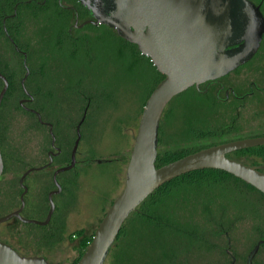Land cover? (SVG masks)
<instances>
[{"label": "rangeland", "instance_id": "1", "mask_svg": "<svg viewBox=\"0 0 264 264\" xmlns=\"http://www.w3.org/2000/svg\"><path fill=\"white\" fill-rule=\"evenodd\" d=\"M62 2L65 3L64 0ZM262 10L264 13V2ZM24 18L22 38L33 50L27 64L34 65L35 68L42 67V74L29 82L28 89L31 92L37 90L39 97L44 94L38 102L41 100L47 103L50 108V120L58 119L57 145H66V141L72 139L75 134V122L81 114L77 112L73 97L65 89L64 80L68 74L73 71L82 75L89 74L90 83L94 75L101 81L102 86L113 90L112 99L105 100L102 108L94 111L89 124L82 127L75 166L57 174L61 188L59 192L51 193L54 202L51 220L55 226L57 223L64 224V239L47 246L44 244L41 224L26 222L15 216L0 222V240L9 243L21 254L41 255L49 264H72L80 254L82 238L91 235L110 201L124 185L125 168L140 117L139 103L148 81L144 75L125 71L124 66L118 65L117 56L113 53L116 51L114 44H108L106 41V44L99 45L97 55L92 54L93 59L87 65V60L81 56L78 60L71 59L66 50L57 53L53 49L52 31L59 23L53 16L45 14L39 19H33L26 12ZM84 18L86 17L75 21L72 17L69 23L72 36H94L95 33L108 28L104 24H96L97 30L92 32L86 27L87 23L79 25ZM10 58L17 62V56L10 54ZM223 79L226 84L235 85L238 93L248 90L251 81H255L258 86H264V38L254 56L225 74ZM66 81L67 79L65 83ZM86 81L88 82L87 79ZM46 90L51 91L49 96L44 93ZM244 98L243 101H225L228 105L220 104L217 108L220 112L218 118L213 119L216 123L223 122L220 124H229L234 119L235 125L240 127L239 132L216 133L179 143H168V135L174 127L172 124L180 120L178 116L182 115V111L188 112L187 109L180 108L176 111L177 115L172 114L169 118L165 131L167 137L164 133L161 135L162 141L158 151L168 147L188 148L212 141L221 142L264 133V92L255 90ZM181 100L182 98H179V102ZM232 101L236 102V107L231 108ZM202 107L203 105H198L197 110L199 109L200 113ZM1 114L3 116L0 125L5 136L1 150L6 170L0 175V216L20 205L19 194L22 187L19 177L27 167L40 165L47 160V150L51 143L48 127L43 124L31 126L25 112L14 107L13 99H9ZM120 118H123L124 123L121 132L113 122ZM71 145L72 143L68 145L69 148ZM63 164L65 163L55 161L45 168L29 172L24 179L27 191L23 197L22 216L45 218L50 207L49 193L56 188L52 172ZM80 229L82 233L77 234L76 230ZM226 241L224 252L205 253L193 259L190 264H227L231 260L230 254L238 260L246 257L250 248V237L245 229L229 231ZM262 255L264 256V252ZM110 263L111 258L108 257L103 264Z\"/></svg>", "mask_w": 264, "mask_h": 264}, {"label": "trees", "instance_id": "2", "mask_svg": "<svg viewBox=\"0 0 264 264\" xmlns=\"http://www.w3.org/2000/svg\"><path fill=\"white\" fill-rule=\"evenodd\" d=\"M64 1L65 3L59 2V0H0V72L8 80V88L0 105V122L3 116L2 108L9 99H13L14 107L25 112L31 126L41 125L35 112L26 110L20 104V98L25 95L20 81L25 71L22 63L23 54L15 49L9 37L10 35L16 41L20 49L26 51V59H29L33 50L29 43L22 38L25 24L24 13L26 12L33 19H39L45 14L53 16L59 22L52 31L53 49L57 53L66 50L71 59L78 60L81 56L87 60V65L93 59V55H97L99 45L106 44V41L108 44H114L116 51L113 53L117 56L118 65L124 66L125 71L144 75L148 81L139 103L138 112L140 114L148 95L164 77V74L155 67L150 58L140 52L136 43L124 38L109 26H107V30L95 33L94 36L91 34L72 36L69 31V23L74 17V11L72 8L66 7L65 4H74L80 18L85 17L87 11L78 0ZM86 27L92 32L97 30V25L90 22L86 24ZM263 38L264 35L262 40ZM10 54L17 56V62H13ZM29 69L25 80L28 91H30L28 89L29 82L37 75L42 74L41 66L35 68L32 65L29 66ZM88 75L73 71L65 78V80L67 79L66 83L64 80L65 89L69 91L76 102L77 112L85 110L82 127L88 125L94 111L101 109L104 101L111 100L113 96V90L102 86L101 81L94 75L92 83H90ZM2 85L3 81L0 78V89ZM32 93L34 94L32 108L41 111L42 117L48 119L49 106H47V111H44L41 101L38 102L43 94L39 97L37 90ZM44 93L49 96L51 91L46 90ZM179 98H182L180 102ZM199 104L203 105V113H200L199 109L197 110ZM220 104L226 105L227 103L215 97L210 90L202 91L195 85H191L173 96L166 104L161 116L158 146L162 141L161 135L164 133L166 136L165 131L169 118L172 114L177 115L176 111H179L180 108L187 109L188 112L182 111V115L178 116V120H180L172 124L174 127L172 133L168 135V143H179L216 133L239 132L240 127L235 125L234 119L229 124H220L223 122L216 123L217 121L213 120L214 117L218 118L220 112L217 108ZM230 105L231 108L236 107V102L233 101ZM235 117L237 118V116ZM51 122L57 141L59 121L51 119ZM113 122L121 132L124 125L123 118ZM2 130L4 129L0 125V147L3 144V137H5ZM74 137L75 134L72 139L66 141V145L73 143ZM216 143L219 141L188 148L168 147L162 151L157 149L155 165H162L186 153ZM66 145H60L61 152L54 162L66 164L70 161L72 145L70 148ZM227 155L247 164L255 165L264 172V144L235 149L229 151ZM5 170L6 164L4 165ZM40 227L43 229L44 244L47 246L60 242L65 237L64 224L57 223L55 226L51 218ZM242 228L250 237V248L245 258L244 256L241 260L236 258L233 264H247L248 254L258 242V248L252 256L251 264H264L262 255L264 252V192L221 168L189 169L158 184L138 204L121 225L105 261L110 257V264H190L194 261L193 259L205 253L224 252L229 231L236 232L237 229ZM76 233L81 234L82 230H76ZM93 233L94 231L88 237L82 238L80 254L72 264L76 263L86 249Z\"/></svg>", "mask_w": 264, "mask_h": 264}, {"label": "water", "instance_id": "3", "mask_svg": "<svg viewBox=\"0 0 264 264\" xmlns=\"http://www.w3.org/2000/svg\"><path fill=\"white\" fill-rule=\"evenodd\" d=\"M243 1L245 5L239 4V0H89L91 5H103L105 12L103 16L94 14L96 19H86L81 25L101 21L114 27L118 34L136 43L140 52L150 58L164 77L154 86L144 103L125 168L124 185L106 208L90 242L75 264H103L115 236L129 214L158 184L180 172L199 167H217L264 192V172L255 165L227 155L235 149L264 144V134L222 141L162 165H155L160 120L171 98L191 85L198 87L204 81L228 73L250 59L259 48L264 34V16L259 6ZM82 2L87 3L85 0ZM9 37L15 49L23 54L25 72L21 83L24 91L29 93L25 86L30 70L26 51L20 49L16 41ZM0 78L3 81L0 89L1 105L8 80L1 72ZM32 110L40 115L38 111ZM81 121L77 125L70 161L57 166L52 173L56 188L49 193L50 207L45 218H26L22 216L21 210L27 191L23 178L31 170L47 164L29 167L21 174L20 206L0 216V222L13 216L39 224L50 220L54 209L51 193L59 192L61 188L57 174L76 164ZM50 132L51 145H54L55 134L51 124ZM3 168L0 147V175ZM258 244L248 254L247 264H251ZM0 264L49 263L41 255L21 254L9 243L0 240Z\"/></svg>", "mask_w": 264, "mask_h": 264}, {"label": "flooded vegetation", "instance_id": "4", "mask_svg": "<svg viewBox=\"0 0 264 264\" xmlns=\"http://www.w3.org/2000/svg\"><path fill=\"white\" fill-rule=\"evenodd\" d=\"M80 3H81V5L86 9V11H87V14L85 15V17L86 18H84L83 19V21L84 20H86V19H96V16L95 15H97V16H103L104 15V7H103V5H99V4H90V2H89V0H85V1H87V3L86 4H84L83 2H82V0H78ZM247 1H249L250 3H252V4H254V5H256V6H259L258 8H259V10L261 11V13L263 14V16H264V13H263V10H262V6H263V2H264V0H247ZM59 2H62V0H59ZM239 4H242V5H245L246 3L243 1V0H239ZM65 6H70L69 8H72L73 9V11H74V20L75 21H77L79 18H80V16H79V13H78V11H77V9H76V7L74 6V4H65ZM95 14V15H94ZM82 21V22H83ZM81 22V23H82ZM81 23L79 24V25H81ZM75 24V23H74ZM97 24H104V25H106V26H108V24H106V23H103V22H98ZM109 27H111L114 31H116V29L114 28V27H112V26H109ZM264 35V34H263ZM263 37V36H262ZM261 44V43H260ZM260 47V46H259ZM259 49V48H258ZM257 49V50H258ZM240 65H242V63L240 64ZM240 65H238L237 67H239ZM236 67V68H237ZM235 69V68H234ZM233 69V70H234ZM232 71V70H231ZM231 71H229V72H231ZM25 72V71H24ZM228 72V73H229ZM228 73H226V74H228ZM23 75L24 74H22V76H21V78H20V81H21V79H22V77H23ZM225 75V74H224ZM224 75H221V76H219V77H217V78H214V79H210V80H207V81H204V82H202V83H200L199 84V86L197 87V88H199V89H201L202 91H207V90H210L211 92H212V94L213 95H215V97H217L218 99H220L221 101H230L231 99H233L234 101H236V100H240V101H243L245 98V96L246 95H248V94H253L254 93V91L255 90H257V91H262V92H264V86H258V84L255 82V81H251V83L249 84V88H248V90L247 89H245V90H243L242 91V93H238L236 90H237V88H236V86L235 85H231V84H226L225 82L226 81H224V79H223V76ZM26 79H27V77H26ZM25 79V80H26ZM22 84V83H21ZM223 91V95H221V92ZM25 92V91H24ZM32 97H31V96ZM44 95V94H43ZM43 97V96H42ZM41 97V98H42ZM244 98V99H243ZM33 100H34V94L32 93V92H30L29 91V93H26L25 92V95L24 96H22L21 98H20V104L26 109V110H28V111H33L32 109V106H31V103L33 102ZM41 101V100H40ZM233 102V101H232ZM41 104H42V106H43V108H44V111H47V103L46 102H41ZM32 108V109H31ZM86 109V108H85ZM35 110V109H34ZM36 111H38L39 112V116L37 115V118H38V120H39V122L41 123V124H43V125H46L47 127H48V131H49V134H50V136H51V132H50V124H51V126H52V131H53V123L51 122V120L49 119V117H48V119H45V118H43L42 117V113H41V111H39V110H36ZM84 111L85 110H83L82 112H81V114H80V116H79V118L77 119V121H76V124H75V137H74V140H73V143H72V147H73V144H74V141H75V139H76V136H77V131H76V129H77V125H78V123L81 121V119H82V117L84 116V118H85V115H84ZM34 112V111H33ZM86 114V113H85ZM49 116H51L50 114H49ZM84 118H83V120H84ZM83 120L81 121V124H80V132H81V127H82V122H83ZM53 133H54V131H53ZM81 136H82V132H81ZM80 139H81V137H80ZM72 147H71V149H72ZM1 152H2V150H1ZM61 152V148H60V146L59 145H57L56 144V136H55V144L54 145H51V143H50V148H48V150H47V160L45 161V162H43L42 164H40V165H36V166H29V167H39V166H42V165H45V164H47V165H45L44 167H42V168H45V167H47V166H49V165H51L52 163H54V159L58 156V154ZM70 154H71V151H70ZM2 156H3V154H2ZM3 162H4V156H3ZM4 165H5V162H4ZM29 167H27L26 169H28ZM25 169V170H26ZM39 169H41V168H39ZM39 169H34V170H39ZM24 170V171H25ZM55 170V169H54ZM53 170V171H54ZM23 171V172H24ZM31 171H33V170H31ZM30 171V172H31ZM3 172H4V168H3ZM2 172V173H3ZM22 172V173H23ZM21 173V174H22ZM53 173V172H52ZM29 174V172L25 175V177L23 178V181H24V179L26 178V176ZM21 176V175H20ZM20 178V177H19ZM22 191V190H21ZM21 193V192H20ZM19 197H20V194H19ZM20 206V205H19ZM19 206L17 207V208H19ZM17 208H15V209H17ZM14 209V210H15ZM23 209V208H22ZM22 211V210H21ZM47 214V213H46ZM228 251V250H227ZM231 255V260L228 262V264H233L234 263V261L236 260V256H234V255H232V254H230Z\"/></svg>", "mask_w": 264, "mask_h": 264}]
</instances>
